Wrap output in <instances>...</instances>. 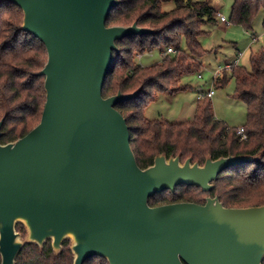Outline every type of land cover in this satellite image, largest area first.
I'll list each match as a JSON object with an SVG mask.
<instances>
[{"label":"water","instance_id":"95a60500","mask_svg":"<svg viewBox=\"0 0 264 264\" xmlns=\"http://www.w3.org/2000/svg\"><path fill=\"white\" fill-rule=\"evenodd\" d=\"M9 1L23 11L21 28L45 45L46 102L34 128L0 141L1 264H15L26 243L51 240L59 254L66 239L73 264L95 256L108 264H262L264 204L226 207L218 195L203 204H149L180 185L211 191L220 173L259 159L208 156L201 165L157 154L139 166L115 106L140 89L104 97L103 87L116 41L156 30L107 26L118 0Z\"/></svg>","mask_w":264,"mask_h":264},{"label":"trees","instance_id":"16d2710c","mask_svg":"<svg viewBox=\"0 0 264 264\" xmlns=\"http://www.w3.org/2000/svg\"><path fill=\"white\" fill-rule=\"evenodd\" d=\"M173 1L171 10H164L165 2ZM213 0H118L107 17V26L131 25L156 30L154 33L131 35L117 40L110 72L103 87V96L140 92L133 98L116 104L127 120L132 137L131 145L140 167L153 164L157 154L167 158L179 155L181 162L192 157V162L203 164L208 156L213 159L229 155H258L253 162L232 166L218 175L211 191L200 187L180 185L164 190L149 199L157 206L179 201L203 204L208 196H219L226 207H246L264 204V47L250 54V68L235 65L228 72L222 70L215 79V87H224L234 78V98L247 104V121L242 126L247 138L241 140L238 128L217 118L211 98L199 99L194 118L173 122L160 117L146 116L148 105L161 93L176 94L189 88L181 84L185 75L199 72L200 59L208 52L200 42L207 33V24L217 23ZM263 10L264 0H232L230 22L246 30L252 29L254 19ZM23 11L9 0H0V120L1 143L14 141L34 128L41 120L46 102L43 75L39 72L47 62L45 45L33 34L24 31ZM264 26V19H263ZM184 44V47L182 46ZM174 47L176 53H168ZM160 49L159 63L143 66L137 55ZM17 230L26 234L18 223ZM71 240L63 242L57 254L51 240L42 247L26 243L15 264H73ZM1 264V256H0ZM83 264H108L95 256ZM264 264V260L263 263Z\"/></svg>","mask_w":264,"mask_h":264},{"label":"rangeland","instance_id":"374dc122","mask_svg":"<svg viewBox=\"0 0 264 264\" xmlns=\"http://www.w3.org/2000/svg\"><path fill=\"white\" fill-rule=\"evenodd\" d=\"M231 4L232 0H213L212 5L229 23L219 22L217 25L207 24L204 27L208 32L200 37V42L208 52L200 59L201 70L182 77L181 84L188 85V89L176 94L161 93L156 101L151 102L146 109L148 118L165 117L173 122L191 120L195 115L198 92L201 89H214L215 95L211 100L217 118L236 128L246 123L247 104L233 97L236 89L235 79H230L224 87H215L214 74L219 66L224 67L226 62L236 61L238 65L250 68L251 52L264 47V12L261 10L254 19L252 29L246 30L243 26L230 22ZM173 7V1L163 4V9L167 11ZM252 37L258 38V41L253 43ZM182 46L184 47V44ZM141 55H137L136 61L143 66L158 63L162 58L158 48ZM199 74L202 77H199Z\"/></svg>","mask_w":264,"mask_h":264},{"label":"built area","instance_id":"2783aa9c","mask_svg":"<svg viewBox=\"0 0 264 264\" xmlns=\"http://www.w3.org/2000/svg\"><path fill=\"white\" fill-rule=\"evenodd\" d=\"M216 17H218V19H219L221 22H224V23H226V24L229 23L228 19H227L222 13H220V12H217ZM167 52H168V53H176L177 50H176L174 47H169V48L167 49ZM235 65H237V62H236V61H235L234 63H228V64H226L224 67H222V68L216 73L215 78H218V77L221 75L222 70H224V69L227 70L228 72H230V71L233 69V67H234ZM199 77H202V75L199 74ZM214 94H215L214 89H210L207 93H202V94H200V95H199V99H202V98H205V97H209V98H211ZM237 133L240 135L241 140H245V139L247 138V135H246V132H245L244 127H240V128H238Z\"/></svg>","mask_w":264,"mask_h":264},{"label":"crops","instance_id":"0c3cea01","mask_svg":"<svg viewBox=\"0 0 264 264\" xmlns=\"http://www.w3.org/2000/svg\"><path fill=\"white\" fill-rule=\"evenodd\" d=\"M212 2H213V1H212ZM213 7H214V6H213ZM214 8H215V7H214ZM215 9H216V8H215ZM219 22H221V21L217 18V23H216V25H217ZM222 23H224V22H222ZM255 41H258V38H256V37H252V42L255 43ZM238 53L241 54L242 52L238 49ZM238 55H239V54H238ZM238 55H237V56H238ZM139 56L141 57L142 55L140 54ZM161 59H162V58H161ZM158 63H159V62H158ZM228 63H231V62H226L225 65L228 64ZM225 65H224V66H225ZM221 68H222V67L219 66V69L216 70V72H215V74H214V79H216V78H215V75H216V73H217ZM214 79H213V80H214ZM209 90H210V89H209ZM209 90H203V89H201V90L198 92L197 100H199V95H200V94H202V93H207ZM214 95H215V94H214ZM214 95H213V96H214ZM213 96H212V97H213ZM212 97H211V98H212ZM164 118H165V117H164Z\"/></svg>","mask_w":264,"mask_h":264}]
</instances>
